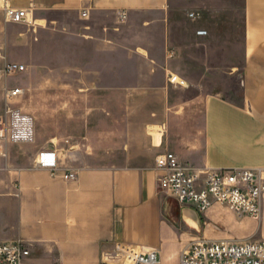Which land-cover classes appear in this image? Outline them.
Listing matches in <instances>:
<instances>
[{"label":"crops","instance_id":"1","mask_svg":"<svg viewBox=\"0 0 264 264\" xmlns=\"http://www.w3.org/2000/svg\"><path fill=\"white\" fill-rule=\"evenodd\" d=\"M8 1L33 23L0 10L8 57L27 67L3 82L0 117L26 103L36 139L0 153V243L27 242L25 264H102L115 243L180 264L176 234L199 215L220 226L209 240L264 241V196L259 220L222 204L196 214L159 190L156 165L171 152L264 177V0ZM4 88L23 94L6 102ZM43 150L54 172L37 166Z\"/></svg>","mask_w":264,"mask_h":264},{"label":"built area","instance_id":"2","mask_svg":"<svg viewBox=\"0 0 264 264\" xmlns=\"http://www.w3.org/2000/svg\"><path fill=\"white\" fill-rule=\"evenodd\" d=\"M4 21L9 24L33 23L31 8H15L8 0H0ZM86 16L87 13L84 12ZM192 13L190 18L199 19ZM204 30L199 36L206 35ZM27 71L21 63L9 59L6 47L0 40V88L9 78ZM170 82L188 87L178 75H171ZM5 97L11 100L21 94L20 88H4ZM36 139L35 119L20 108L7 107L0 117V153L4 144H30ZM157 168L163 171L158 179L161 192L172 194L183 207L205 214L213 205L227 206L237 217L261 218V199L264 196V177L252 168H227L199 171L183 164L171 152L157 157ZM37 166L52 172L58 168V156L53 150L38 154ZM77 174H64L66 181L76 180ZM31 255L30 246L23 240L0 243V264H25ZM102 264H160V253L155 249H144L124 243H115L103 253ZM180 264H264V241L197 240L188 244L181 252Z\"/></svg>","mask_w":264,"mask_h":264},{"label":"rangeland","instance_id":"3","mask_svg":"<svg viewBox=\"0 0 264 264\" xmlns=\"http://www.w3.org/2000/svg\"><path fill=\"white\" fill-rule=\"evenodd\" d=\"M26 25V24H24ZM185 70H187V66H185ZM4 98L6 100V102H8L9 100L6 99L5 97V93H4ZM23 111L25 113L28 114L27 112V104H23ZM199 222H196L198 225V228L194 229L192 228V226H188L183 228L182 230L179 231L178 234H176V242H173V245L175 246L176 243H181L183 244L184 248L190 244L193 241H197V240H209L208 238H206V233L208 232H217L220 229V226H211L210 222H205V216L204 215H199ZM184 235V236H183ZM182 236V237H181ZM252 242H258L256 240H249ZM261 242V241H260Z\"/></svg>","mask_w":264,"mask_h":264},{"label":"bare ground","instance_id":"4","mask_svg":"<svg viewBox=\"0 0 264 264\" xmlns=\"http://www.w3.org/2000/svg\"><path fill=\"white\" fill-rule=\"evenodd\" d=\"M188 224H189L190 226H192V228H194V229L198 228V226L196 225L195 222H188Z\"/></svg>","mask_w":264,"mask_h":264},{"label":"water","instance_id":"5","mask_svg":"<svg viewBox=\"0 0 264 264\" xmlns=\"http://www.w3.org/2000/svg\"><path fill=\"white\" fill-rule=\"evenodd\" d=\"M194 210V209H193ZM195 211V210H194ZM195 213L197 214V212L195 211Z\"/></svg>","mask_w":264,"mask_h":264}]
</instances>
